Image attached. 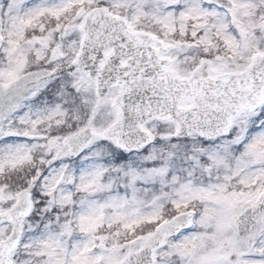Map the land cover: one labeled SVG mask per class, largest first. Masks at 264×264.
Masks as SVG:
<instances>
[{"label": "snow or ice", "instance_id": "obj_1", "mask_svg": "<svg viewBox=\"0 0 264 264\" xmlns=\"http://www.w3.org/2000/svg\"><path fill=\"white\" fill-rule=\"evenodd\" d=\"M0 264H264V0H0Z\"/></svg>", "mask_w": 264, "mask_h": 264}]
</instances>
